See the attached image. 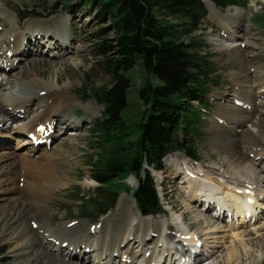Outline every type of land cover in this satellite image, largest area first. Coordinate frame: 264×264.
Returning <instances> with one entry per match:
<instances>
[{"label": "rangeland", "instance_id": "rangeland-1", "mask_svg": "<svg viewBox=\"0 0 264 264\" xmlns=\"http://www.w3.org/2000/svg\"><path fill=\"white\" fill-rule=\"evenodd\" d=\"M240 2V6H233V8L236 7L237 10L232 13H226V8L219 9L216 7L215 9L220 14L210 16V12L207 9L208 13L205 16L200 29H198L196 33L201 39L206 41L207 47L202 51L203 53L210 54V61L215 71L214 77L210 80L211 83L205 85L207 88L203 99L207 101V104L204 105L206 106V109H200L197 107L195 110L197 118L199 119L196 121L198 128L192 139L193 141L190 142V144H192V148H194H190L191 152L194 154L193 159L195 162L200 163L201 166H204V170H208L207 167L215 165H218L220 170L226 168V166L220 167L219 165L224 159L221 154L223 152V148L216 144L213 140L212 122L215 120L214 118H216L217 112L226 105L238 106L236 104V98H244V95L247 96L248 93L252 92L250 95H258L257 87L258 85L260 86L261 82L264 80V0H240ZM0 13V17H4L3 20H0V25L1 23H5L6 25V28L1 29L0 27V54L3 52V55L8 57L9 64H15L20 61V57L21 59H27L34 56V54H28L26 55V58L25 55L22 56L21 54L13 52L14 48H11L13 44L11 47H6V45L3 44V41H15L12 39L13 37L10 34L11 29L16 31L19 36L23 35L22 39L27 43L30 42L32 44L33 50L35 49L37 55L44 58V62L41 66H39L37 74L33 73L31 74L32 76L29 75L22 81L29 83L35 82L34 80L36 79L38 82L37 84H40L41 88L46 87V85L55 84V79L58 80L55 87L63 86L64 84L66 86V95L67 97L69 96L72 98L74 107V110L71 114H69V120L71 122H80L77 130L79 139L75 142V148L68 147L67 145L63 147V149L59 150L60 153L67 151L66 156H68L71 152L76 151V159L70 161L71 158H64L62 162H48L55 165H64V163L68 164L70 161L68 166L70 167L68 168L69 173L67 174L69 176L67 179L69 182H66L64 186H58V188L53 191L51 190L49 194L42 199L44 209L41 208L38 211L39 215L42 219H44V223H46L49 228L54 227L53 230L55 232L58 231V234H61V230L66 227L67 224L79 222L81 224H87V227L90 228L89 230L92 232L93 229L97 228V224L106 220L107 227L109 228L108 233L111 234L114 233V230L119 231L123 227L124 230H129V228L126 227L128 223L133 218V220L137 222V219L135 218L137 215H140L142 218L162 217L167 220L169 225L175 226L178 230L184 229L185 227L187 228L188 224L196 223V219L193 216V214H195L194 211L196 210H201L203 214L206 213V216H212L211 211L209 210L204 213L203 206H200L198 203H191V206L193 207L189 210L186 208V204L189 202L188 200L190 197L192 198L194 196L193 189L196 187L197 183L195 184L192 179H182L183 176L179 173L182 169V164L180 165V161L176 158L179 155H183L180 151L170 153L161 159L163 165L162 170L154 172L155 170L148 169L154 178L156 191L159 195V202L162 206L161 208L163 209L162 213L157 214L156 216L143 217V215L137 211L135 203L129 206L130 203H126V201L121 207H118L117 204L119 199L124 196L132 197V191L136 189L138 183V180L134 176L130 174H122L116 180L112 181L111 184L106 186L107 188L115 190L119 193L115 207L109 210L106 214L99 215L95 202L96 199L101 198V196H98L99 194L96 191L98 184L94 181V179H92L91 174L95 168L102 165V161L108 157V153L114 149L117 144L116 141L105 144L101 140L102 135L97 132L100 130L97 120L102 117L103 106L98 104L94 98L96 94H100L99 92L101 90L107 89L112 85V78L110 74L104 69L102 63L100 62L102 56L98 55L94 51L96 42H99L102 38L100 35L101 33H98L97 31L101 27H105L107 24L96 20L90 13L89 9L84 5L82 0H68L64 5L56 0H0ZM30 25L45 26L43 29H47V26L56 27L55 29L49 30V32H52L56 36L60 35L57 37L60 40L62 49L56 48L55 50H51L49 48V43L46 42V39L51 36L49 33L43 32V30L38 32L36 38L31 35V38L28 40L29 30L27 27ZM232 25H235L233 27V30L235 31L237 27L240 28L237 32L240 35V37H238V42H242V40L247 39L249 43L245 46V48L242 46V54L245 56L244 63L240 61L239 56L233 57L230 54L229 49H218L213 45V39H221L222 41L225 39L222 35L223 29L226 26ZM112 35L113 33L111 32L106 35V37L110 38ZM69 38L72 39L69 47L70 50L69 53H65L64 46H67L68 43H70L68 41ZM243 44L245 43L243 42ZM26 49L27 47L24 48L25 51ZM50 51H53V53ZM3 55L1 54L0 58ZM244 56H242L243 59ZM24 62L25 61L22 60L23 64ZM22 63L18 64L11 72H9V74L15 72L11 75V79L14 78L15 75H18L20 68L23 65ZM2 66L3 65H1L0 68V77L6 78L7 76L8 78L10 76L6 71L8 68L5 69L2 68ZM257 71L263 72V74H261L262 77L255 75V72ZM127 74L130 76L127 88L128 104L124 109L123 114L126 116L127 122L131 124L132 121L136 122V120L140 117V115H138V110L144 109V106L141 105L137 96V89L142 83V77L140 71L137 70L136 67L131 69ZM36 87L39 88L38 85H36ZM86 87H88L87 90ZM90 90L91 92H89ZM0 96L2 97L0 98V101L5 99L3 98V94ZM260 97L264 96L260 95L257 98L255 110L258 109L259 112L261 111L259 118L262 117L264 119V106L263 104L262 106L258 104L260 103ZM86 102H90L92 104L91 109L93 111L87 110L85 105L87 104ZM35 104L36 102H34L31 106V110H29L25 116L24 114H20L21 116H18L15 119L10 118L6 127L10 130V127L15 126V122L16 125L20 126V122L23 123L29 120V114L33 112L32 109L35 107ZM246 112L247 110L243 109L242 115H247ZM194 119H196L195 115ZM250 127L251 123L246 122L245 125L235 129L239 134L241 131ZM69 130H64L62 132L63 135L61 134V136H66L65 133L69 132ZM48 131L50 132V129H48ZM129 132H131V134L124 138L123 141L132 140L134 138V134L136 132L135 128H130ZM220 132L222 135L225 134V132L221 130L219 133ZM2 133L4 136L9 135L8 132L2 131ZM26 137L28 138L25 134H21L20 136L19 134L12 135L11 138L13 139H7L10 143H6L4 141L0 144V146L2 145V147H0V154L5 152L24 154V149H16V147L18 142ZM61 141L62 138L61 140H59V138L53 139L51 141L52 143L50 142V145L47 146V149H39L38 152H35L34 157H38L43 154L44 149L47 154L55 153V149L57 147H61ZM35 144H39V142H35ZM190 144L186 146H189ZM248 153L250 154L249 158L247 156ZM242 154H244L246 160L243 161L244 163L241 165L236 166L237 172L252 173L254 171L251 175H257L260 172V175L264 176V158L261 163L253 164L254 158L252 150L244 148ZM223 155H225V153ZM169 160L178 161L176 162V165L180 166V169H177L178 171H176L174 167L175 165L173 166L172 164H169ZM20 161L21 160L18 157L5 159V161L0 160V191L1 189L3 190L6 188L7 185L9 186L8 183L6 184L5 181H3V174L10 168L11 163L16 165L17 171H15V173L17 172V176L21 178H17L18 180L16 179V184L19 185V187L23 184L22 180H24L26 176L25 174L22 175L23 172H20L22 171L20 168L21 166H19L21 163ZM255 161H258V159ZM8 164L9 166H7ZM61 168H64V166H61ZM155 173H158L159 178L155 177ZM14 176H16V174H14ZM248 176H250V174H248ZM60 182L65 183V179ZM127 188L131 190V192L126 193ZM1 196L3 197V195L0 194V197ZM4 196L7 198L8 195ZM16 196L18 197L17 193L14 194V197ZM9 202V200L7 201L0 198V216H2V214L12 206V203ZM262 205L264 207V203L261 204V208H259L260 205L257 206L259 208L257 213L259 214L262 211L264 212ZM180 209L185 211L183 216ZM233 217L236 218V215H233ZM182 218H184V220ZM28 222L29 221L26 218V225H28ZM220 222L222 225L228 224L226 217L221 219ZM250 222L252 225H243L241 226V230H246L247 232L251 230L254 232L253 228L255 227V230L258 229L260 231L256 234H249V238H251L252 242L250 243L251 247L249 253L244 256L243 254L241 255L240 251H238L237 260H235L236 262L233 261L232 264H264V214L255 220H251ZM198 226L199 225H193L195 229H192L193 233H197V235L199 231H204L200 228L202 224L199 228ZM134 228L139 229V226H135ZM226 229L229 228L225 227V230ZM43 230L39 233L40 237L42 236ZM157 230L155 221L150 222V224L145 227V231L147 232L145 238L147 241L144 240L145 245L142 250L143 254L138 252L136 260L133 264H141L142 260L148 258L153 252H155L156 257L163 256L159 264H175L178 262L180 257L182 259L188 257V253L183 255L181 254V251H183L184 248L182 247L180 241H177L176 235L174 236L170 234L165 229L161 233ZM224 233L225 231L218 233L216 235L217 239L221 238ZM227 234L226 230V236ZM160 235L162 239L158 238ZM178 235L179 233L177 232V236ZM105 237L103 239H105ZM109 238L110 236H108V240ZM86 239L87 241L89 240L93 246L100 241L99 236L94 234H89ZM234 239L230 237L225 238L224 246L216 247V249L214 246L220 245L218 242L219 239L216 240L218 245L213 242H210L211 244L206 242L209 244L208 246L212 245V247L209 248L208 246H201L200 258L202 259V257L206 256L209 252H213L215 254L211 255V258L206 259L205 263L203 261L207 256L200 261L195 258L194 263L230 264L225 259L227 252L226 249H230V246L234 244L238 250V243L234 242L236 241ZM119 240L120 239L117 238V241ZM201 241H204V238H202ZM230 241H232L231 245ZM70 243L74 244L76 241H72ZM46 244L51 245L54 252H59L58 249H55L58 247L57 243L54 244L48 240ZM170 244H174L172 247L173 250H171L172 248H169V251L171 250V252H173L171 255L175 257V259L171 262L169 257H167L168 249L167 251H164L161 247V245ZM14 246L15 243L13 242L0 243V264H27V256H22L19 259L14 255ZM134 250L137 251V248ZM63 251V254L65 255L69 252V249L63 247ZM100 254L101 252L90 250L83 255V261H85L86 264H91L94 258H97ZM112 259H114L113 261L116 264L124 263V260L120 255L113 256L111 260ZM30 260H32V258ZM28 264L34 263L28 262ZM153 264H156V262Z\"/></svg>", "mask_w": 264, "mask_h": 264}, {"label": "bare ground", "instance_id": "bare-ground-1", "mask_svg": "<svg viewBox=\"0 0 264 264\" xmlns=\"http://www.w3.org/2000/svg\"><path fill=\"white\" fill-rule=\"evenodd\" d=\"M205 3L210 12V16L220 14L215 9L216 7L212 2L206 0ZM226 9V13H232L237 10L236 7H227ZM3 19L4 17H0V20ZM234 26L235 25L226 26L222 33L225 39H223V41L221 39H213V45L218 49H229L233 57L239 56L240 61L244 63L245 56L242 54V46L245 48L249 43L247 39L238 42V37H240V35L237 32L240 28L237 27L235 31L233 30ZM0 27L1 29L6 28L5 23H1ZM44 27L45 26L39 25L28 26V40L31 38V35L36 38L38 32L43 30V32L49 33L51 36L46 39V42L49 43V48L51 50L61 48L60 40L57 37L60 35L56 36L52 32H49V30L55 29L56 27L47 26V29H43ZM10 34L15 41H3L6 47H11L13 44L11 48H14V53L21 54L22 56L25 55V57L28 54H34V56L30 58L26 57L27 59H21L20 57V61L15 64H9L8 57L3 55V52L1 53L3 56L0 58V68L1 65H3L2 68H8L6 70L8 74L18 64L22 63V60L25 61L24 64L22 63L23 65L18 75H15L14 78L11 79V75L15 72L9 74L10 76L8 75V78L7 76L6 78L0 77V95L3 94V98H5L0 101V144L4 141L10 143L7 139H13L11 138L12 135L19 134L20 136L21 134H25L28 136V138L26 137L19 141L16 147V149H24V154H13V152L0 154L1 161L18 157L21 160L19 166H21L20 168L22 171L20 172H23L22 175L25 174L26 176V178L22 180L23 184L19 187L15 181L20 177L17 176V172L15 173L17 170L14 163H11L10 168L3 174V181H5L6 184L8 183L9 186L7 185L8 187L6 186L3 190L1 189L0 194L3 195V197L1 196L0 198L7 201L9 200L12 206L0 216V243H15L14 255L19 259L22 256H27V264L28 262L34 264H86L85 261H83V255L90 250L101 252L97 258H94L91 264H116L113 261L114 259L111 260V258L117 255L122 257L124 260L123 264H133L138 252L143 254L142 250L145 245L144 240L147 241L145 238L147 235L145 227L150 224V222L155 221L156 229L159 230V233L163 232L165 229L170 234L176 235L177 241L179 240L184 248L183 254L188 253L191 259L188 260L189 257H185L181 260L180 257L175 264H195V258L200 261L207 256L203 261L205 263L206 259L211 258V255L215 253L209 252L201 259V246H208L209 244L207 243L210 242L216 243V240L219 239L218 242L220 245L214 247L215 249L216 247H222L227 237L235 238L234 240L236 241H232L238 243L237 250L234 244L231 245L232 241H230L231 246L230 249H226L225 258L228 263L232 264L233 261L237 260L238 251L244 256L249 253L251 247L250 243H252L249 234H256L260 230H255L254 227V232L251 230L247 232L246 230H241V226L252 225L250 222L251 220H255L264 214L263 211L260 214L257 213V211H259L258 209L261 208V204L264 203V176H261L260 172L257 175H251L254 171L252 173L237 172L236 166L241 165L244 163L243 161L246 160L244 154H242L244 148L252 150L254 158L253 164L261 163L264 158V119L262 117L259 118L261 111L259 112L258 109L255 110L257 98L260 95L264 96V80L261 82L260 86L258 85L257 87L258 95H250L251 92L248 93V95L246 94L247 96L244 95V98H236V104L238 106H224L217 112L216 118H214L215 120L212 122L213 140L223 148L222 151L225 153V155H223V152L221 153L224 159L219 165L220 167L226 166L225 169L220 170L218 165H215L207 167L208 170H204L205 167L201 166L200 163L184 155L177 154L179 156L176 158L180 161V165L182 164V169L179 171L183 176L182 179H192L195 184L197 183L196 187L193 189L194 196L192 198L190 197L188 200L189 202L186 204V208L189 210L193 207L191 203H198L200 206H203L204 213L209 210L211 214H213L212 216H206V213L203 214L201 210H196L194 211L195 214H193L196 223L186 224L187 228L185 227L184 229L177 230L175 226L169 225L167 220L162 217L142 218L140 215H137L135 218L137 222L133 220L134 218L130 222L128 221L129 223L126 227H128L129 230H124L123 227L119 231L114 230V233L111 234L108 233L109 228L107 227L106 220L97 224V228L93 229L92 232L89 230L90 228L87 227V224L73 222L67 225L65 224L66 227L61 230L62 233L58 234V231L55 232L53 230L54 227L49 228L47 224L44 223V219H42L38 211L41 208L44 209L42 199L49 194L51 190L53 191L57 189L58 186H64L66 182H69V180H67L69 177L67 175L69 173L68 168H70L68 167L69 162L76 159L77 152H71L66 156L67 151L60 153L59 150L67 145L68 147L75 148V142L79 139L77 130L80 122H71L69 120V114L74 110V107L72 98L66 95V86L64 84L63 86L55 87L56 82H58V80L55 79V84L46 85V87L41 88L40 84H37L38 82L36 79L34 80L35 82L29 83L22 81L33 73L37 74L39 66L44 62V58L37 55L36 50H33V46L30 42L27 43L22 39L23 35L19 36L13 29L10 30ZM68 41L70 43H68L67 46L63 45L65 53H69L72 39L69 38ZM243 42L245 44H243ZM25 47H27L26 51L24 50ZM50 52L53 53V51ZM242 56H244V59ZM255 73L256 76L262 77V71H257ZM36 85H38L39 88H37ZM0 98L2 97L0 96ZM260 98V103L258 104L260 106L263 104L264 106V97ZM34 102H36V104L32 109L33 112L29 114V120L23 123L20 122V126L16 125L15 122V126L10 127L9 130L6 126L10 118L15 119L21 116L20 114H24L25 116L26 113L31 110V106ZM86 103L87 110L93 111L91 109L92 104L90 102ZM242 108L247 110V115H242ZM246 122H250L251 127L238 134L235 128L245 125ZM48 129H50V132ZM64 130H69V132H67L69 134L65 133L66 136H61ZM220 130L225 132V134L222 135L221 132L219 133ZM2 131L8 132L9 135L4 136ZM55 138H59V140L62 138L60 143L62 148L57 147L55 153L47 154L45 149H47L49 143ZM35 142H39V144H35ZM0 147H2V145ZM43 148H45L44 153L38 157H34L35 152ZM247 156L249 158L250 154L248 153ZM64 158H71L68 164L55 165L48 163L54 161L62 162ZM257 159L258 161H255ZM176 162L178 161L169 160V164L175 165V170L178 171L180 166H177ZM9 164L7 166H9ZM61 166H64V168H61ZM14 174H16V176H14ZM248 174H250V176H248ZM155 175V177L159 178L158 173H155ZM64 179L65 183L60 182ZM15 193H17L18 197H14ZM4 195H8L7 198ZM125 201L126 203H130L129 206L135 203L133 197L124 196L119 199L117 204L118 207H121ZM259 205L260 207L258 208L257 206ZM262 208L264 209L263 205ZM180 210L183 216L185 211H182V209ZM42 214L44 215L43 212ZM233 215H236V218H234ZM225 217L229 218L228 224L222 225L220 220ZM26 218L29 221L28 225L25 223ZM182 219L184 220V218ZM201 224L203 227L201 226L200 228L204 231H199L198 236L197 233H193L192 229L194 228L193 225L200 226ZM135 226H139V229L134 228ZM225 227L229 228L226 229L228 233L227 236ZM41 230H43V233L40 237L39 233H41ZM222 231H225V233L221 238L217 239L216 235ZM177 232L179 233L178 236ZM89 234L98 235L100 238L99 243L93 246L89 240L87 241L86 237ZM108 236H110L109 240ZM104 237L105 239H103ZM117 238L120 240L117 241ZM158 238L162 239L161 235L158 236ZM202 238H204V241H201ZM48 240L54 244L57 243L58 247L55 249H58L59 252H54L52 250L53 247L46 244ZM72 241H76V243H70ZM216 244L218 245V243ZM173 245L174 244L161 245L163 248L162 250L167 251L168 249L167 257H169L170 262L175 259V257L171 255V253H173L171 252V250H173ZM63 247L69 249V252L65 255L63 254ZM208 247L210 248L212 245ZM135 248H137V251L134 250ZM169 248L172 249L169 251ZM175 250L177 251L176 248ZM30 257L32 260H30ZM162 257L163 256L156 257L155 252H153L148 258L143 259L141 264H153L155 262L159 264ZM197 264H200V262Z\"/></svg>", "mask_w": 264, "mask_h": 264}, {"label": "trees", "instance_id": "trees-1", "mask_svg": "<svg viewBox=\"0 0 264 264\" xmlns=\"http://www.w3.org/2000/svg\"><path fill=\"white\" fill-rule=\"evenodd\" d=\"M56 1L64 5L68 0ZM82 1L96 20L107 24L97 31L102 38L94 51L102 56L112 85L94 98L103 106L97 120L101 140L117 142L91 174L101 196L95 202L97 212L106 214L119 196L106 186L130 174L138 180L132 193L138 211L160 214L163 209L148 169L161 170V159L175 151L194 157L190 142L198 128L195 110L207 104L205 85L215 74L210 54L202 51L207 43L196 34L207 15L206 6L203 0ZM208 1L220 9L241 4L240 0ZM111 32L112 37H106ZM135 67L142 77L137 96L144 109L129 124L123 114L128 104L127 73ZM130 128H135L134 138L123 141Z\"/></svg>", "mask_w": 264, "mask_h": 264}, {"label": "water", "instance_id": "water-1", "mask_svg": "<svg viewBox=\"0 0 264 264\" xmlns=\"http://www.w3.org/2000/svg\"><path fill=\"white\" fill-rule=\"evenodd\" d=\"M129 191H130V190H129V189H127V191H126V192L128 193Z\"/></svg>", "mask_w": 264, "mask_h": 264}]
</instances>
